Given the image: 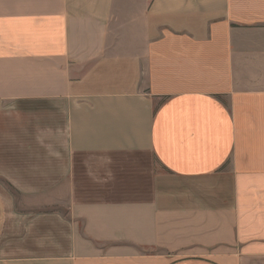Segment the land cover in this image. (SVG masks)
<instances>
[{"label": "crops", "instance_id": "0c3cea01", "mask_svg": "<svg viewBox=\"0 0 264 264\" xmlns=\"http://www.w3.org/2000/svg\"><path fill=\"white\" fill-rule=\"evenodd\" d=\"M0 264H264V0H0Z\"/></svg>", "mask_w": 264, "mask_h": 264}]
</instances>
